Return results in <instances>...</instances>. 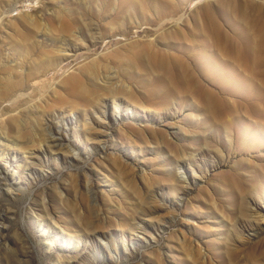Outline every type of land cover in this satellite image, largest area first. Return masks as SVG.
Here are the masks:
<instances>
[{"label": "rangeland", "instance_id": "374dc122", "mask_svg": "<svg viewBox=\"0 0 264 264\" xmlns=\"http://www.w3.org/2000/svg\"><path fill=\"white\" fill-rule=\"evenodd\" d=\"M11 75L27 88L11 95ZM0 123L26 148L67 134L77 154L0 156V264H264V0H0ZM94 231L113 233L98 258Z\"/></svg>", "mask_w": 264, "mask_h": 264}, {"label": "bare ground", "instance_id": "6f19581e", "mask_svg": "<svg viewBox=\"0 0 264 264\" xmlns=\"http://www.w3.org/2000/svg\"><path fill=\"white\" fill-rule=\"evenodd\" d=\"M12 6V5H11ZM18 8V7H17ZM8 10H12L11 8H9V9H7V10H5L6 12L8 11ZM90 67V66H89ZM92 68V67H91ZM30 69V68H29ZM87 69V68H86ZM88 70V69H87ZM90 71V70H89ZM13 74V73H12ZM9 75V74H8ZM5 78V77H4ZM15 78L16 77H14V76H8V78H7V81H8V88H9V90H7V91H10L11 92V95H14V94H16V93H18V92H20V91H24L25 89L23 88V89H21V90H18V87H17V81L15 80ZM27 78V77H26ZM77 78V77H76ZM26 80V79H25ZM78 80H79V77H78ZM6 81V82H7ZM23 81V79L21 80V82ZM75 81H76V79H75ZM5 82V83H6ZM102 82H103V85L104 86H106V87H109L110 85H111V83L109 82V80H104V79H102ZM25 84V83H24ZM9 92V93H10ZM8 93V94H9ZM16 101H14L12 104H14ZM134 102H136L135 101V98H134V96L132 97V95H130V93L128 94V98L126 99V98H123V97H120V96H118V95H116V94H114V97H113V108H114V111L112 112V115L114 116V117H116V120L118 119V116L117 115H120V111H119V109H120V107L123 105V106H125L127 109H130V107L134 104ZM34 106V105H33ZM109 103L108 102H104L103 104H100V105H98V107H96V110H95V115H92V117H90V116H88L87 114H85L84 115V121L83 122H81L80 124H82L83 125V127H84V136L88 139V141L89 140H93V139H97L98 137H91L90 136V134H89V129L90 130H92V128H85V125H91L92 123H91V120H90V118L91 119H96V122H98L99 124H104L103 123V121L101 120V119H107V118H109L110 117V114H109ZM33 111H35V110H33ZM34 113V112H33ZM146 114V113H145ZM145 114H143V117L145 118H148V116H147V114L145 115ZM33 115V114H32ZM97 115V116H96ZM58 117V118H57ZM57 117H55V118H57L58 120V123L59 122H62L64 125H68V124H70V122L71 123H74V122H78V119H77V117H75V118H70L69 119V117L65 114V113H59L58 114V116ZM8 118V117H7ZM6 120V119H5ZM5 120H3L4 122H5ZM47 122H49L48 120H47ZM46 122V123H47ZM45 123V122H44ZM1 124V123H0ZM49 124V123H48ZM43 124H41V123H37L36 125H35V127H37L38 129L42 126ZM46 125V124H45ZM6 126V125H5ZM6 128V127H5ZM36 128V129H37ZM57 128H58V124H57ZM44 130L46 129V127L45 128H43ZM41 130V129H40ZM43 133H44V136H47L48 134H46L44 131H43ZM53 133V132H52ZM52 133H50V136L48 135L46 138H44V139H40V140H38L37 141V146H36V148H26V147H22V146H20V145H18L19 143L16 141L17 139H11V138H9V136H7V133H6V131H5V129L2 127V126H0V142H1V144H2V142H3V144H5L4 146H2L1 147V149H0V156L2 157V159L5 161V162H8L9 161V159H16V158H18L19 156H21L22 157V161H24V163H28V165H41L42 167L43 166H45V160L44 159H49V157H50V154H53L55 151H61L62 149H64V150H66L68 153H71L72 154V157H74V156H76L77 154H74L75 152H74V148L72 147V144H70V142H68L67 141V137H68V135L66 134L65 136H64V138L63 139H60L59 137H57L56 135H54V133L52 134ZM46 134V135H45ZM51 139V140H49V141H47V139ZM32 142H34L35 141V139L34 140H31ZM99 141H106V140H99ZM36 142V141H35ZM35 142H34V144H35ZM35 146V145H34ZM101 147H102V149L105 151L106 149H107V146L105 145V144H101ZM21 149H23V151H24V153L22 154V155H20L19 154V151H22ZM28 150V151H27ZM97 150H100V148H99V145H96V144H93V145H87L86 146V148H85V151L88 153V155H91V154H93L95 151H97ZM27 153H29V154H27ZM26 155H29V156H26ZM79 155V154H78ZM31 157H36L38 160H34L33 158H31ZM77 157V156H76ZM54 160H56L55 162H57V166H59L60 165V156L59 155H55L54 156ZM67 159H68V157H67ZM18 160V159H17ZM197 161V160H196ZM199 161V160H198ZM197 164V163H196ZM203 167H205V166H203ZM6 168H7V166H6ZM15 168V167H14ZM179 168L181 169L180 170V179H178L180 182H182V183H189L192 179H191V176H189V174H187L184 170H182V165H180L179 166ZM178 168V169H179ZM198 168L200 169V171H201V169H202V166H201V164H200V162H198ZM196 171L197 170H193V173L194 174H196ZM0 173H2L3 175H4V178L6 179V180H9V178L7 177V175H5L4 173V170H3V168H0ZM196 178V176H194V180H196L195 179ZM1 180V179H0ZM11 182V181H10ZM87 182H88V184H89V180H87ZM6 184H7V182H6ZM12 184V183H11ZM8 186V185H7ZM8 189H10V188H8ZM148 193H150V191H149V188H147V194ZM152 193H154V194H150L148 197H150V198H155L156 197V193L155 192H153L152 191ZM44 201V200H43ZM44 209H45V211H46V214H47V216H50V213H49V209H48V207H47V205H46V202H44ZM253 208H252V211L254 212V213H258V215H260V217H263L264 218V204H261V203H253ZM52 217V216H51ZM136 222V221H135ZM134 222V223H135ZM146 221H145V219H142V218H138L137 219V224L136 225H138V227L140 228V229H143L144 231H149L148 230V227H147V224L145 223ZM134 225V224H133ZM40 226H41V230H44L43 229V224H40ZM161 225H154V227H155V229L156 230H159V227H160ZM136 227L137 226H133V229H136ZM161 229H163L162 227H161ZM165 229V228H164ZM64 230V229H63ZM63 230H58V231H56V235L54 236L55 237V239L53 238V241L54 242H57V241H59L58 240V237H59V235H63V233H62V231ZM85 230V229H84ZM76 231H79V230H77L76 229ZM83 231V230H82ZM88 231V230H87ZM86 231V232H87ZM46 231H44V233H45ZM239 233H240V235H243V230H239ZM239 233H238V235H239ZM112 234L113 233H105V232H100V231H94V236L92 237V239L90 240V244L92 245V248H90V247H88V250H90V252L89 253H94L95 255H96V258H98L99 257V255H97L98 253H96L97 251H98V249H97V246L96 245H98L99 243L97 242V240L98 239H105L106 237L107 238H109V237H112ZM61 237V236H60ZM242 237V236H241ZM123 244H124V247H126V249L127 250H129L130 249V243H132V246L134 245L135 246V242H131L132 240H130V238L129 237H126V235H123ZM184 240H185V238H184ZM146 241H148L147 243L150 245L151 244V241H149V240H146ZM81 242V241H80ZM80 242L78 241V244H75V249L77 250L78 248H79V246H80ZM147 244V245H148ZM7 246V245H6ZM86 246V245H85ZM99 246V245H98ZM133 246V248H137V247H134ZM8 247V246H7ZM10 247V246H9ZM109 247V246H108ZM11 248V247H10ZM50 248H52V246L50 247ZM85 248H87V247H84V249ZM95 248L97 249V251H95ZM110 248V247H109ZM9 249V248H8ZM12 249V248H11ZM126 251V250H125ZM119 254V253H118ZM81 255V254H80ZM87 256H91V254H88V255H83V256H81L80 257V259H79V262L77 263V264H86V262L87 261H85V258H87ZM118 257V259L120 258L119 257V255L117 256ZM61 255L60 256H58V261L60 262L61 260ZM58 264H60V263H58Z\"/></svg>", "mask_w": 264, "mask_h": 264}]
</instances>
